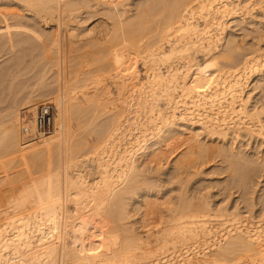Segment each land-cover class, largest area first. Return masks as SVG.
Segmentation results:
<instances>
[{
  "label": "bare ground",
  "instance_id": "1",
  "mask_svg": "<svg viewBox=\"0 0 264 264\" xmlns=\"http://www.w3.org/2000/svg\"><path fill=\"white\" fill-rule=\"evenodd\" d=\"M0 2V51L40 50L26 107L16 121V92L0 120L1 170L16 158L0 177V264H264V232L242 219L264 210V77L250 76L264 0ZM51 94L53 129L36 138ZM85 233L92 246L69 249Z\"/></svg>",
  "mask_w": 264,
  "mask_h": 264
},
{
  "label": "rangeland",
  "instance_id": "2",
  "mask_svg": "<svg viewBox=\"0 0 264 264\" xmlns=\"http://www.w3.org/2000/svg\"><path fill=\"white\" fill-rule=\"evenodd\" d=\"M232 2H234V3H238V2H240V5H242L243 6V4L246 6V5H248V6H251V5H253V3H255L256 2V0H231ZM244 3H243V2ZM251 3H250V2ZM253 1V2H252ZM245 2L247 3V4H245ZM249 2V3H248ZM1 3V5H3V3L2 2H0ZM243 3V4H242ZM251 4V5H250ZM4 6H5V4H4ZM4 6H1L0 8L2 9V8H4ZM255 7H257V6H255ZM247 16V15H246ZM249 20V19H248ZM248 22H250V21H247V25H248V27H251L249 24H248ZM33 25V28H34V26H35V28H34V30L36 29V31H38V28L36 27V24L34 25V23L32 24V21L30 20V21H28V23H27V25ZM251 25H253V24H251ZM254 26V29L257 27L256 25H253ZM252 26V27H253ZM256 26V27H255ZM240 27V26H239ZM235 28H238L237 26H235ZM259 29V31L258 32H260V28H258ZM238 30H240V31H243L244 29H241V27H240V29H238ZM246 30V29H245ZM1 31H3L2 29H1ZM240 31H238L239 33H241ZM4 32V31H3ZM249 32V31H248ZM257 32V31H256ZM256 32H254L255 34L254 35H256V37H257V33ZM244 33H246V32H244ZM253 33V32H252ZM1 32H0V36H1ZM260 34V33H259ZM258 34V35H259ZM252 35V34H251ZM251 35H249V38H250V36ZM254 35H252V36H254ZM261 35V34H260ZM251 36V37H252ZM262 36V35H261ZM259 37V36H258ZM263 37V36H262ZM248 37H247V39H249ZM252 39V38H251ZM263 40H264V37H263ZM2 41V39L0 38V42ZM262 43H264V41L262 42ZM264 45V44H263ZM36 46V45H35ZM264 47V46H263ZM0 48H3V46H1L0 45ZM17 48H18V50H20L19 52L17 51H15V50H17ZM14 47V48H12V51L13 52H11V50H9L10 48H6V46H4V50L3 49H1L2 50V52L0 51V120H2V121H4V122H2V121H0V124H1V122H2V127L1 128H3L4 126H6L7 125V123H8V119H9V116L7 115V112H8V109H9V104L10 103H8L9 101H11L12 100V97L14 96L15 97V94H16V92H17V95H16V97H17V99H16V101L13 103V106L12 107H14L15 108V106H16V109H18L17 110V113H16V121L18 120V115H19V112H20V109L21 108H24V107H26V104H24V105H22V104H20L21 103V101H23V100H21V97L23 96L24 97V94H26V92L28 91V86H30L31 85V83L33 84V81L35 80V78H36V75L38 74V73H36L37 71H38V69H36V67H34L33 69L34 70H32V69H30L31 67H30V64L29 63H31V61H33L34 59H36L37 57H39V53H40V50L39 49H37V47H32L31 46V49H30V47L28 48V46L26 45V47H23V48H27V49H23L22 47H21V49H23V52L21 51V49H20V47ZM35 48V49H34ZM8 51V52H7ZM32 51V52H31ZM21 52V53H20ZM28 52V53H27ZM15 53V54H14ZM263 53L264 52H261L260 54V58L262 59H264V56H263ZM21 54V55H20ZM15 55V56H14ZM17 56V57H16ZM23 56V57H22ZM30 59V60H29ZM13 60V61H12ZM34 62L35 61H33V64H34ZM59 65H61V60L59 59ZM35 63H37V59H36V62ZM32 64V65H33ZM26 65H28V66H26ZM26 66V67H25ZM12 67V68H11ZM24 67H25V69H27V70H25L24 69ZM17 68V69H16ZM61 68V66H59V69ZM24 69V70H23ZM29 69V70H28ZM6 70V71H5ZM19 70V71H18ZM37 70V71H36ZM263 70V71H262ZM262 70H260V71H256V72H253V73H251V72H248L249 74H250V76H252V74H254V73H260V74H262L263 75V77H264V67L262 68ZM12 71V72H11ZM16 71V72H15ZM22 71V72H21ZM52 71V70H51ZM59 72H62L61 71V69L59 70ZM22 74V75H21ZM49 74V75H48ZM48 74H46V75H48L47 77H48V79H52L53 78V75H54V72H48ZM62 73H59V75H60V77L62 76L61 75ZM32 75V76H31ZM262 75L260 76L261 78H259L260 80H262ZM50 76V77H49ZM2 77V78H1ZM14 77H15V79H14ZM32 77V78H31ZM25 78V79H24ZM251 77H249V79H250ZM258 78H256L255 80H259ZM11 80L13 81V82H11ZM254 80V81H255ZM259 80V82H258V84H261V82L262 81H260ZM36 81V80H35ZM244 81V80H243ZM14 83V84H13ZM22 83H24V86H21L22 85ZM35 83V82H34ZM251 83H253V82H251ZM245 84V83H244ZM13 85H16V86H13ZM20 85V86H19ZM26 87H28L27 89H26ZM263 87H264V83H263ZM14 88L16 89V90H14ZM34 88H37L36 86L34 87ZM9 89V90H8ZM11 89H13V90H11ZM19 89H22L21 91L22 92H20L19 94H18V92H19ZM11 90V91H10ZM18 90V91H17ZM25 90H27V91H25ZM15 93V94H14ZM11 95H13V96H11ZM21 96V97H20ZM54 96H56V95H54ZM54 96L51 94L50 96H48V97H46L45 99H43V100H51V101H53V102H55V100L54 99H57L58 98V95H57V98L55 97L54 98ZM9 97H11V100H9ZM20 97V98H19ZM23 97H22V99H23ZM19 98V99H18ZM9 100V101H8ZM17 100H19V101H17ZM21 100V101H20ZM43 100H41V101H43ZM8 103V104H7ZM56 103V102H55ZM6 104H7V109H6ZM22 106V107H21ZM5 108V110H2V109H4ZM13 108V109H14ZM15 110V109H14ZM2 112H4L3 113V115H1V113ZM5 115H6V117H5ZM4 119H6V120H4ZM18 127V126H17ZM0 128V129H1ZM18 139H19V136H18ZM6 140V139H5ZM1 147H0V152H2V150L4 149L3 147H2V145H0ZM3 148V149H2ZM171 157H173V155L171 156ZM15 157H13V159L11 158L10 159V170H9V168H8V165H7V168L6 169H8V171L5 169V168H3V171L1 170V167H0V177H2L3 175L2 174H4V172H10V174H9V176L10 175H12L13 173H14V171L16 170V167L14 166V163L16 164V161H15ZM1 164V163H0ZM3 167H6V166H4V164H1ZM4 169H5V171H4ZM15 169V170H14ZM13 170V171H12ZM61 171H62V169H61ZM74 172V171H73ZM75 173V172H74ZM90 176L89 175H87V179H90L89 178ZM236 195H237V193H235ZM235 195V196H236ZM70 199H72V198H70ZM71 202H69V206L71 207V209L73 208V205H74V200H73V203H72V200H70ZM127 201V200H126ZM71 203L73 204L72 206H71ZM85 204V203H84ZM129 205V204H128ZM130 207V206H129ZM257 212H259V210L257 211ZM262 212V211H261ZM261 212H259L260 214H262V217H260L261 215H259V213L257 214L256 213V215L258 216L259 215V217L257 218V216L256 215H250V214H247V215H245V216H243L242 217V219L245 221L244 223H246V224H248L249 225V223H252L251 225H253V226H250V227H254V228H257V227H261V228H257V229H261V232L263 231L264 232V224H262V223H264V221H262V220H264V215H263V212H264V210H263V212L261 213ZM85 214V216H83V217H87L88 219L90 218V216L89 215H91L92 214V211L89 209V208H86V207H82L81 205H80V210L78 211V212H76V215H75V217L76 216H78V215H84ZM91 213V214H90ZM80 215V216H81ZM79 216V217H80ZM250 216V217H249ZM49 217V221H51L52 222V215H50V216H48ZM82 217V216H81ZM102 215H97V216H94L93 217V219L95 220V222L97 221V220H99V222L101 221V222H103L104 221V219H103V221L101 220L102 219ZM246 217V218H245ZM252 217V218H251ZM76 218H78V217H76ZM76 218H74V225L75 226H77L78 224H79V219L78 220H76ZM247 218H248V220H247ZM251 218V219H250ZM43 219V218H42ZM42 219H40L41 220V222H40V224H46V223H48V222H43L42 221ZM130 219L131 218H128V219H125V221L126 222H128V221H130ZM261 219V220H260ZM128 220V221H127ZM125 221H123V222H125ZM247 221V222H246ZM98 222V221H97ZM97 222H96V225H98L97 227L99 228H101V227H103V228H106L105 226H103V223H99V224H97ZM127 224V223H126ZM254 224H256V226L254 225ZM62 225V223H61V221H60V223H58V225L56 226V230L54 229V233L53 234H55V236L53 237L55 240H58L57 239V237L58 236H60V233H61V235L63 236V234L64 233H67L66 231L64 232L63 231V226H61ZM99 225H101V226H99ZM259 225V226H258ZM263 225V226H262ZM46 226V225H45ZM71 228V227H70ZM69 228V229H70ZM50 230L52 229V228H49ZM69 229H66V230H69ZM108 229V228H107ZM58 232H59V235H58ZM64 232V233H63ZM91 233H98V232H96V230L95 231H90ZM262 232V233H263ZM63 233V234H62ZM75 233V232H74ZM74 233H69L70 235H73ZM58 235V236H57ZM68 236V237H72V236ZM88 235V233H85V234H83L80 238H77L78 240H75V245H72V248H71V245H68V247H69V249H73V247L75 246V250L79 253V254H81V253H83L84 251H83V246H81V243H82V239H83V242L86 244L85 245V247H90V246H92V243H90L91 241L89 240V239H91L90 238V236H87ZM62 236L61 237H58L59 239H61L62 240ZM74 236H78V233H75V235H73V237ZM56 237V238H55ZM84 237H85V239H84ZM87 237V238H86ZM69 239V238H68ZM80 239V240H79ZM94 239V238H93ZM120 239V238H119ZM61 240H58V242L61 244ZM86 242H85V241ZM90 242H89V241ZM118 240V239H117ZM69 241H72V239H70ZM74 241V240H73ZM77 241V242H76ZM81 241V242H80ZM107 241H108V239H107ZM117 245H115V246H113L112 244H111V249L112 248H114V247H116ZM79 247V248H78ZM105 246H101V249L102 248H104ZM77 249H79V250H77ZM80 249H82V251L80 250ZM99 248H97V250H98ZM111 249H110V251H111ZM81 251V252H80ZM97 252H100V250H98ZM172 255V256H171ZM174 256V258H175V255H174V253L172 254V252H170V254H168V257H166V259L168 258V260H166L165 258L163 259V260H165L168 264L170 263V262H172V261H174L173 260V257ZM59 256H57V259H59L58 258ZM171 259V260H170ZM58 261V260H57ZM164 261V262H165ZM170 261V262H169ZM81 262V261H80ZM83 262V261H82ZM57 264H60L59 262H56ZM212 264H214L215 262H211ZM210 263V264H211ZM218 262H216L215 264H217ZM231 264H232V262H230ZM230 263H228V264H230ZM65 264H73V262H72V260L70 259V260H68V262H66ZM94 264H98L97 262H95ZM128 264H130V263H128ZM132 264V263H131ZM207 264H209V263H207ZM218 264H220V263H218ZM221 264H223V263H221ZM225 264V263H224Z\"/></svg>",
  "mask_w": 264,
  "mask_h": 264
},
{
  "label": "built area",
  "instance_id": "3",
  "mask_svg": "<svg viewBox=\"0 0 264 264\" xmlns=\"http://www.w3.org/2000/svg\"><path fill=\"white\" fill-rule=\"evenodd\" d=\"M57 113L55 102L51 100L44 101L36 106L34 114L35 136L40 138L50 133L54 126V120Z\"/></svg>",
  "mask_w": 264,
  "mask_h": 264
}]
</instances>
